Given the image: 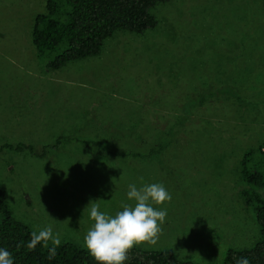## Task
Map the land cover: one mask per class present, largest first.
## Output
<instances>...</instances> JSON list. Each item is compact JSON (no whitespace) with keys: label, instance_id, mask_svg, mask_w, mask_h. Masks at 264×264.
<instances>
[{"label":"rangeland","instance_id":"1","mask_svg":"<svg viewBox=\"0 0 264 264\" xmlns=\"http://www.w3.org/2000/svg\"><path fill=\"white\" fill-rule=\"evenodd\" d=\"M45 10L0 0V181L13 216L86 248L92 204L115 216L134 203L129 184L162 183L163 234L138 247L221 264L253 246L240 163L264 143V1L158 3L155 28L116 31L99 55L59 69L32 41Z\"/></svg>","mask_w":264,"mask_h":264},{"label":"trees","instance_id":"2","mask_svg":"<svg viewBox=\"0 0 264 264\" xmlns=\"http://www.w3.org/2000/svg\"><path fill=\"white\" fill-rule=\"evenodd\" d=\"M169 0H46L45 12L34 18L32 41L41 58L49 60L50 69H59L71 61L99 55L105 40L116 31L143 34L157 26L152 9ZM264 1V0H263ZM62 3L69 7L62 17ZM65 10V9H64ZM56 52H59L55 55ZM62 137L59 138V140ZM9 146H5L11 148ZM30 148L18 146L15 149ZM14 149V148H11ZM264 143L248 149L240 163L241 191L245 201L255 204L261 237L251 247L230 248L221 264H236L247 258L249 264H264ZM9 194L0 181V248L12 253L14 264H98L87 248L73 241L57 247V255L49 259V249L38 244L29 250L32 228L13 216L8 208ZM18 245H20L18 247ZM125 264H194L180 258L172 249L134 247Z\"/></svg>","mask_w":264,"mask_h":264},{"label":"clouds","instance_id":"3","mask_svg":"<svg viewBox=\"0 0 264 264\" xmlns=\"http://www.w3.org/2000/svg\"><path fill=\"white\" fill-rule=\"evenodd\" d=\"M141 181L143 177L140 178ZM127 198L133 204L121 202V211L115 216L99 210V204L90 207V219L93 226L87 232L84 240L90 255L98 264H125L129 252L136 246H155L163 234V225L167 218L166 208L154 205H164L172 201V195L162 183L128 185ZM49 249V259L57 255V247L61 240L59 233L54 234L49 225L31 233L27 244L29 250H35L38 244ZM20 245H18L19 247ZM0 264H14L12 253L6 248H0ZM236 264H249L247 258L237 259Z\"/></svg>","mask_w":264,"mask_h":264}]
</instances>
